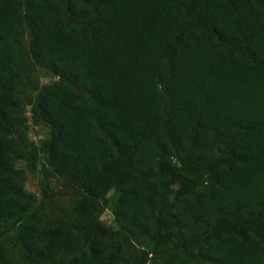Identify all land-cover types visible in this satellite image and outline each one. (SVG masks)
Instances as JSON below:
<instances>
[{
    "label": "trees",
    "instance_id": "trees-1",
    "mask_svg": "<svg viewBox=\"0 0 264 264\" xmlns=\"http://www.w3.org/2000/svg\"><path fill=\"white\" fill-rule=\"evenodd\" d=\"M27 29L34 60L60 77L34 107L49 126L40 149L85 191L72 223L21 226L29 261L119 264L118 236H132L165 247L163 264H264V0H0L7 219L35 202L4 135L25 123ZM112 189L118 230L100 219Z\"/></svg>",
    "mask_w": 264,
    "mask_h": 264
},
{
    "label": "rangeland",
    "instance_id": "rangeland-1",
    "mask_svg": "<svg viewBox=\"0 0 264 264\" xmlns=\"http://www.w3.org/2000/svg\"><path fill=\"white\" fill-rule=\"evenodd\" d=\"M69 1V0H66ZM66 20L85 21L87 18L75 17L68 10L64 13ZM31 32L24 34V43L27 50L24 64V78L16 88L21 98L25 115V123L13 133L5 136L13 138L23 157L19 162L20 182L35 196L31 213L23 219L0 218V246L8 254V264H37L28 260L26 252L19 240V231L24 224L38 226H54L62 221L72 223L78 218L74 210L77 200L85 194L84 189L71 182V180L57 173L51 165L48 153L40 149L41 142L49 132V126L37 121L34 107L42 89L60 79L48 67L36 62L30 52ZM77 94L89 96L86 84L73 83ZM120 192L112 189L103 202L100 219L112 225L115 230L120 224L115 215ZM120 239L121 255L119 264H138L145 253L149 254L146 264H163L167 257L165 247L154 245L147 237L135 238L132 236H118ZM3 264V263H0ZM50 264H70V256L65 260H56Z\"/></svg>",
    "mask_w": 264,
    "mask_h": 264
}]
</instances>
